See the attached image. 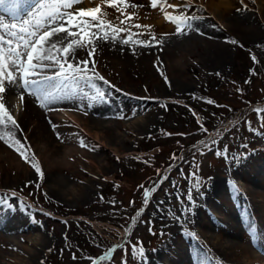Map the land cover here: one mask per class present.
I'll return each mask as SVG.
<instances>
[{
  "label": "rangeland",
  "instance_id": "374dc122",
  "mask_svg": "<svg viewBox=\"0 0 264 264\" xmlns=\"http://www.w3.org/2000/svg\"><path fill=\"white\" fill-rule=\"evenodd\" d=\"M235 1L240 11L235 9L226 17L253 13L264 19V6L257 0ZM79 5L74 8L85 9ZM105 12L110 20L120 15L111 7ZM174 13L197 20L204 9L190 4L174 9ZM155 16L159 19L161 12ZM145 19L135 16L130 22L150 26L132 27L133 33L141 34L133 40L151 41L158 47L190 28L177 33L173 22L157 24ZM259 30L257 37L224 36L218 52L213 54L206 52L205 42L189 40L186 43L191 44L190 50L142 55L141 61L128 62L124 72L119 67L101 65L95 58V72L109 82L102 85L105 97L118 106L117 113L106 119L107 132L100 131V138L95 140L93 134L86 135L73 123L65 130L64 125L58 126L64 122L55 119L58 141L53 145L70 136L68 145L82 153L65 160L57 147L47 145L43 155L34 139L25 136L29 139L27 145H20L29 155H36L43 177L19 155L21 164L34 175L24 178L12 174L9 179L15 181L10 185L0 182L9 185L0 188V235L3 225L18 226L24 236L19 244L28 250L36 248L39 253L34 264H141L152 257L160 264H177L173 262L176 250L194 241L192 222L198 230L205 227L213 240L224 235L221 225L228 217L225 211L237 213L247 206L237 189L238 183L242 184L241 176H256L254 186L264 193V113L256 111L264 109V20ZM127 35L121 33L120 39ZM79 49L83 54L87 51ZM92 59L89 68H93ZM83 85L77 86L75 100L79 98L77 103L83 107H97L99 103L88 97L90 88ZM16 98L21 109L22 101ZM248 100L253 103L246 104ZM188 112L196 124L190 122ZM142 119L152 120L144 127L134 124ZM50 147L59 156L57 161L64 162L49 171L40 159L50 157ZM237 156L242 157L239 163L233 160ZM2 164L0 169L5 172L0 170V180L10 174L12 167L8 160ZM52 174L64 181V192L52 191L48 181ZM214 180L225 184L224 191L211 195ZM106 188L110 193L104 198ZM189 193L194 202L188 200ZM261 214L253 216L260 224L264 222ZM240 235L238 241L251 240L247 233ZM43 237L47 243L40 244ZM6 247L0 238V252ZM137 247L143 248V257L135 250ZM20 249L21 256L28 255L26 249ZM205 261L187 258L180 264H208V259Z\"/></svg>",
  "mask_w": 264,
  "mask_h": 264
},
{
  "label": "bare ground",
  "instance_id": "6f19581e",
  "mask_svg": "<svg viewBox=\"0 0 264 264\" xmlns=\"http://www.w3.org/2000/svg\"><path fill=\"white\" fill-rule=\"evenodd\" d=\"M257 1L258 3L264 6L263 0H257ZM129 2L134 3L136 5H142V7H137L135 9L128 8L127 9L128 12L130 13L135 12L136 17L146 18L147 21H150L151 23L161 24L168 21L164 15V11H168L175 15L173 8H166L164 10H161L159 6H157V8H152L150 5V0H129ZM168 2L170 4L180 5L182 3H185V0H168ZM187 2L189 4L202 7L204 9V14L197 20L193 21L191 27L187 31L173 38L171 41L168 42L166 41L165 44L163 43L162 45H159V47L153 45L152 42L151 46L145 47L141 44L132 43L131 41L128 44H124L122 43V40L124 38L117 39L115 41H113L112 39H109L107 41L96 40L95 52L91 57L93 58L92 60L95 61V58H99L100 59L99 63H101V65L106 64L111 67L112 66L119 67L124 72L125 66L128 62L131 61L130 63H135V62L137 63L139 60L141 61L142 55H144L145 57V55L147 54L151 55L153 53V55L156 56L155 54L158 53H173L175 51H180V50L181 51L190 50L191 44L186 43V41L189 40L190 41L201 40L202 42H205L207 44L206 52H208L209 54L210 53L213 54L218 52L217 50H219L221 39L224 36H231L236 34L245 37H257L258 35H260L259 24H262L264 19H262V17H258L259 15L255 16L253 15V13H249V14L231 15L226 17L227 13L235 9L236 10L239 9L240 6L236 4L235 0H187ZM80 5L85 9L88 8L89 6H91L92 8L99 5L102 7V10L104 12L108 8H110L106 4H104L103 0H83L82 3H80ZM261 8H259V11H261L260 10ZM112 9L115 12H117L114 8ZM159 12H161V17L159 19H156L155 14ZM0 16H4L5 19L8 20L9 22L11 21V17L7 13L3 12L2 9H0ZM74 30L75 29H73V31ZM63 35L65 34L62 33L61 36ZM59 39L60 37L57 36H53L51 38L52 41H57ZM65 43H67V41H65ZM90 49L91 46L87 47L86 53L83 54V51L77 48L74 54L75 58L73 59L72 56H69V61L72 63H76L77 61H81L85 59L90 60L91 58H89L88 56V52L90 51ZM41 71H43L48 75H52L54 74L56 69H42ZM93 82L97 85V87L103 90L102 85L104 84V81H101L99 79H94ZM56 84L58 85L59 90L57 89L51 90L53 92V96L47 101L46 106L44 107L40 106V103L33 95L26 93L27 90L6 84L5 85L6 91L2 94L3 103L5 104L6 108L11 113V115L15 118L20 128L7 129L3 131H8V130L12 131L15 134V138L20 141V144L24 142L27 145V141H29V139L26 138L25 136L32 137L35 141V145H37V148L43 155L46 152L45 149L47 145H50L52 147H57L58 150H61V152L63 153V157H64L63 159L65 160V157L69 158V156L72 157L80 156L82 153L80 152L81 150L79 148L72 146V144L71 146L68 145L71 143L70 140L72 137L70 136L68 137L65 135L66 137L63 138L64 139L63 142L61 144L57 143V145H55L56 141H58L57 139L58 130L55 129L54 120L56 119V122H64L62 124H59L58 126L64 125L66 128L65 130L69 128L68 126L70 125V123L71 125L73 123L74 125H77V127H79L81 130H83L86 135H89L90 133L93 134L96 140V138L99 137L100 131L104 134L107 132L108 123L106 119H108V117L111 114L113 113L115 114L118 106L117 104H112V102L110 103L107 100L108 98L106 97H104L103 99L97 98L95 90L92 89L91 86L86 81H64L63 84H61L60 81H56ZM79 84H84L83 85L84 88L86 86L90 88L88 97H90V99L93 101L95 100L96 101L95 103H99L97 107L95 105L85 106V103H84L85 107H83L82 103H81L82 106H80V103L79 104L77 103L78 102L77 100L79 98L75 100V96L78 95L79 90L77 89V86ZM21 94H23L22 100L20 98ZM27 95L29 97H27ZM17 96L22 101L21 109L18 108V98H16ZM72 107L79 109V111L73 110ZM149 120L152 119H147V121L142 119L139 122L138 121L135 122L134 124H137L139 127L148 126ZM54 142L55 144L53 145ZM38 143L43 144L44 146H40ZM20 144L16 145L15 147H12L10 146L9 142H6L5 140H0V167L1 164L7 160L12 165L11 167L12 173L11 172L10 174L6 173L4 175V178L0 180L1 183L5 182L9 184L15 181V179H9L11 178L10 175L12 176V174L13 175L18 174L20 177L24 176V178L26 177L29 178L31 177V175H34L32 172L33 170L31 171L27 167H24L25 165L21 164L20 162V156H19L20 153L16 150V148L21 146ZM27 147L29 148V146ZM57 148L55 150H57ZM50 149L52 148L50 147ZM56 155H57L56 151L55 153H53V149H52L50 157L46 155H45L46 158L45 156L43 157V159L40 157L42 159V160L40 159L41 164H43L44 161V163L47 165V170L49 171L54 170L60 164V161L59 162L57 161V158L59 156ZM63 162H61L60 165H62ZM90 162L92 163V165H96L95 161L90 160ZM14 166L16 168H14ZM0 170H3V168ZM3 172L5 171L3 170ZM259 172L262 173L260 169ZM241 177H242L241 178L242 184L238 183L237 189H239V192L241 193V196L243 197L247 206L242 207L243 209L241 210V212L237 210L238 211L237 213H233L228 210L225 211L228 217L224 219V222H222L223 224L221 225V228L224 229L225 234L216 237L215 240H213V238L208 233V231L204 230L205 227L202 231L200 229L198 230L197 228L193 227V222H192L191 233L194 235L193 236L194 241L190 242L188 246L185 247V249H183V247H179V250H176L177 255L176 258L173 259L174 263L180 264L183 261H187V258H191V259L198 258L200 259V261H205L206 259H208V264L209 263L264 264V222L260 224L257 222L258 220L253 218V216L257 215V213H262L261 214L262 216L264 215V193L258 191L254 186L256 184V176H250L247 178L244 176ZM48 181L50 183L53 192L55 193L64 192L65 190L64 188L65 184L63 183L64 181L60 180L58 176H53V174L48 175ZM212 182H213L212 186L209 189V193L211 195H215L216 193L220 194L224 191L223 187L225 184L221 183V181L218 180L217 181L214 180ZM0 185H1L0 188L2 187L3 189L4 187L5 188L8 187L10 184L9 185L0 184ZM232 185L234 186L236 184L232 183ZM208 196L211 198L210 195ZM200 207L203 208L204 206L200 204ZM210 215L212 216L213 220H216V217L213 214ZM2 227L1 229H3V232L0 235L1 236L0 238L4 243H6L7 247H6V251L0 252V264H10V262L11 263L13 262V264H34L39 253L37 252L36 248L35 250L32 249L28 250V248L19 244V242L24 241L23 239L24 236L23 234H21L22 232L21 230H19V227L18 226L10 227L7 225H5V227L3 225ZM242 232L244 234L247 233L248 236L251 237L249 243L246 242L247 240L238 241L237 238L239 236L241 237L240 233ZM42 243H47L45 237L41 238L40 244ZM20 248L26 249L28 255L21 256L22 253ZM256 249L260 250L262 253L261 254L257 253ZM201 252H204L205 254L201 255ZM141 264H160V263L158 262L157 258L152 257L151 261H144L141 262Z\"/></svg>",
  "mask_w": 264,
  "mask_h": 264
},
{
  "label": "snow or ice",
  "instance_id": "6c2138e0",
  "mask_svg": "<svg viewBox=\"0 0 264 264\" xmlns=\"http://www.w3.org/2000/svg\"><path fill=\"white\" fill-rule=\"evenodd\" d=\"M103 2L120 13L115 20L108 19L107 13L99 5L90 9L74 8L75 5L82 3V0H0V9L11 17L9 22L4 16H0V140L9 142L12 147L20 144L12 131H3L20 128L3 103L2 94L6 91V84L27 90L37 99L41 107L46 106L47 101L53 96L52 89L59 90L55 81H60L61 84L64 81H86L95 90L96 97L103 99L106 93L97 87L93 80L99 79L105 84L109 82L95 72V61H91L93 68L89 69V59L72 63L69 61V56L74 59L77 48L91 46L88 52L91 58L95 52L96 40L115 41L120 39L121 33H128L122 40L124 44L131 41L145 47L151 46V41L133 40L134 36L141 34L131 31L132 27H150L130 23L136 14L128 12L127 9H135L142 5L130 3L129 0H103ZM150 5L152 8L159 6L161 10L190 7L187 0L183 5L170 4L168 0H150ZM164 15L168 21L177 25V33H182L185 27H191V21L196 19L183 13L174 15L168 11H164ZM62 33L65 35L61 36ZM53 36L60 39L52 41ZM152 39L155 40L154 35ZM42 69H56V71L48 75L41 71ZM20 98L23 99V94ZM256 111L264 113V109H256ZM261 123L264 127V115L261 116ZM16 150L26 162L33 164L42 178L43 172L39 162L35 161L34 154L29 155L23 150L22 145ZM233 160L239 163L242 157H233ZM147 195L148 192L145 193L146 197ZM2 200L3 198H0V201ZM188 200L194 202L191 193L188 195ZM135 250L141 257L144 256L142 247H137Z\"/></svg>",
  "mask_w": 264,
  "mask_h": 264
},
{
  "label": "trees",
  "instance_id": "16d2710c",
  "mask_svg": "<svg viewBox=\"0 0 264 264\" xmlns=\"http://www.w3.org/2000/svg\"><path fill=\"white\" fill-rule=\"evenodd\" d=\"M246 101H247V100H246ZM248 103H249V104H250V103H253V101H252V100H248V102H246V104H248ZM183 115H184V113H183ZM187 115H189L188 117L191 119L190 122H191L192 124H196V120L194 119L193 116H191L190 112H188ZM184 116H186V115H184ZM224 119H226V116H224L222 120H224ZM221 122H222V121H221ZM197 126H198V125H197ZM108 193H110V192H109V190L106 188V189L104 190L103 197L106 198V196H107ZM70 213H74V214H75V213H77V212H76V211H72V212L70 211ZM78 213H81V212H78ZM101 218H102V217H101Z\"/></svg>",
  "mask_w": 264,
  "mask_h": 264
}]
</instances>
